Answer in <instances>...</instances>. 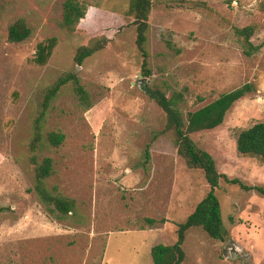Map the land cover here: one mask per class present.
Wrapping results in <instances>:
<instances>
[{
	"label": "rangeland",
	"instance_id": "1",
	"mask_svg": "<svg viewBox=\"0 0 264 264\" xmlns=\"http://www.w3.org/2000/svg\"><path fill=\"white\" fill-rule=\"evenodd\" d=\"M83 1L86 15L68 33L59 26L62 0H0V264H153L152 247L176 242L178 225L209 186L177 154L166 115L145 86L167 98L180 95L176 106L187 119L252 83L256 91L236 102L221 126L191 138L219 173L264 187V162L236 150L239 133L264 121V0H151L148 76L127 14L130 0ZM19 19L32 35L10 43L7 29ZM246 26L252 45L261 47L251 57L235 32ZM53 37L50 58L37 65V45ZM100 38L107 39L104 48L77 65V48ZM71 73L91 108L79 104L72 85L63 86L38 140L43 96ZM50 132L64 135L60 146L47 142ZM32 156L53 160L48 190L75 201L64 221L49 216L33 192ZM216 195L225 237L190 228L182 264H264V197L223 180Z\"/></svg>",
	"mask_w": 264,
	"mask_h": 264
},
{
	"label": "trees",
	"instance_id": "2",
	"mask_svg": "<svg viewBox=\"0 0 264 264\" xmlns=\"http://www.w3.org/2000/svg\"><path fill=\"white\" fill-rule=\"evenodd\" d=\"M62 1V17L59 26L68 33H75L78 31L80 20L86 15L87 5L83 0ZM151 8V0H130L127 11L128 16L133 17V23L136 26L135 44L143 58L145 76L150 74V71L146 69L148 54L145 49V43ZM262 10L264 11V4L262 5ZM235 32L244 42L243 54L245 56L251 57L260 50V46H254L250 42L253 34L251 26L236 29ZM31 35L32 31L23 19L15 21L7 29V41L10 43L24 42ZM106 42V38H100L91 41L89 45L79 46L74 55V62L81 66L87 58L103 49ZM56 44L57 39L55 37L38 44L33 61L37 65H44L50 58ZM68 84L72 85L79 104L86 110L91 108L89 95L81 85L79 78L72 73L65 77H60L46 90L43 96L42 111L36 119L38 140L41 138L42 121L51 103L57 97L61 88ZM145 89L149 98L154 100L166 115V131H169L174 138L177 154L184 160L189 169L201 170L209 186L205 197L196 205L185 222L178 225L176 242L172 245L160 244L151 248L150 254L153 264H182L185 259L182 245L185 240V234L190 228L200 227L214 240L222 241L225 237L226 231L223 226L221 206L216 195L220 181L223 180L228 185L238 186L243 191L255 192L264 197V187L245 185L237 178H229L227 175L219 173L212 156L200 149L191 138L192 134L213 130L221 126L233 105L247 95L254 93L256 89L252 83H245L230 92L221 94L210 104L190 113L187 119H184L176 106L177 98H181L180 95L173 94L171 98H167L161 91L151 90L146 86ZM46 137L47 142L55 147L60 146L64 141V135L61 133L50 132ZM36 144V142L31 144L30 149L32 151L36 150ZM236 150L241 155L255 157L264 162V121L255 123L239 133L236 140ZM145 156L146 160H148L149 154L147 151ZM31 162L34 165V194L44 205L49 216H52L57 221H64L69 214L74 212L75 201L56 193L57 188L53 189L54 193L48 190L45 181L51 176L53 171V160L44 157L41 161H38L37 157L32 156ZM145 222L151 227L156 224V221L151 218L145 219ZM161 222L164 223L165 220Z\"/></svg>",
	"mask_w": 264,
	"mask_h": 264
}]
</instances>
